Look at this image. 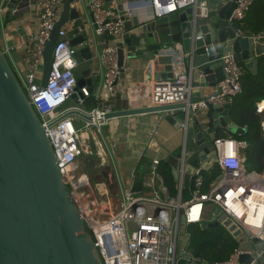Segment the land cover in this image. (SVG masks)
Here are the masks:
<instances>
[{"label": "water", "instance_id": "obj_1", "mask_svg": "<svg viewBox=\"0 0 264 264\" xmlns=\"http://www.w3.org/2000/svg\"><path fill=\"white\" fill-rule=\"evenodd\" d=\"M113 2V0H106ZM21 6L29 3L22 0ZM1 3V0H0ZM119 4L120 1L117 0ZM16 1L8 4L12 12ZM73 0H63V8L55 24L51 40L44 53L42 86H46L52 69L55 43L59 31L69 21H75L79 36L68 39L77 48L75 58L81 67V77L70 101L77 105L87 102L82 89L89 95L102 88L99 75H92L91 67H83L93 60L91 34L85 28ZM237 0H215L209 5L208 17L198 16L195 7L180 9L161 17L133 19L125 22V34L116 42L121 74L115 82L119 91L120 79L125 76L128 61L144 58L145 61L166 58L178 53L177 62L183 65L188 85L192 87L187 101L160 107L112 111L106 119L125 118L152 113H162L164 120L183 134V151L186 165L208 163L216 155L214 141L225 132L241 136L247 128L233 121L232 106L218 107L207 104L200 115H192L189 105L207 100L217 94V87L226 77L221 55L231 53L239 64L257 75L259 64L264 62V39L255 40L240 33L238 23L231 21ZM119 10L123 9L119 5ZM106 35L102 39H106ZM114 44V43H113ZM83 45H85L83 47ZM82 47V48H79ZM170 79L174 77L171 73ZM210 92H205V90ZM109 98V89H104ZM178 112L170 116V112ZM72 116L92 121L84 110L73 109L60 116L55 123ZM54 123V124H55ZM178 180L177 170L173 171ZM184 186L195 190V177L186 174ZM140 174L136 175L131 191H144ZM114 205L120 195L119 186L111 191ZM185 224L184 215L180 218ZM202 228L223 226L236 238L241 264H264V243L255 235L244 232L219 207L211 220H204ZM184 258L177 264H189L191 256L180 252ZM0 264H103L92 235L78 205L57 167L54 149L47 137L45 126L27 97L19 78L0 47ZM208 264V263H205Z\"/></svg>", "mask_w": 264, "mask_h": 264}, {"label": "built area", "instance_id": "obj_2", "mask_svg": "<svg viewBox=\"0 0 264 264\" xmlns=\"http://www.w3.org/2000/svg\"><path fill=\"white\" fill-rule=\"evenodd\" d=\"M256 1L237 0L230 20L236 23L243 22ZM36 5L39 34L27 48L25 63L28 72L19 80L45 126L47 137L56 155L57 167L84 217L86 229L92 235L103 264H177L184 258L181 250H184V255L191 256L189 264H205L201 258L188 251L190 235L186 228L191 224L201 225L204 220H209L208 204L212 205L211 215L214 216L215 208L219 207L239 228L255 235L264 243V216L260 226L247 222L249 216L247 202L252 199V202L257 204L252 214L255 219L262 202L260 198L264 196V170L255 172L247 169L245 151L249 144L231 136L222 135L216 138L214 146L217 155L208 163L204 161L207 166L210 165L209 167L203 168L199 165L194 168L195 190L188 202L183 201L182 195L184 177L187 174L185 157L181 156L180 159L178 193L172 196L164 184L163 177L157 173V167L162 162V158L157 156L150 159L153 168H156L152 173V183L155 179L160 180L161 188L164 187L166 193L165 200H161L157 195H141L142 192L134 193L131 189L121 188L116 205L109 192H102L99 201L93 193L97 212L92 215L87 212L81 192L89 190L90 181L74 171V165L83 153L80 145L83 132L76 128L70 118L55 123L66 113L64 107L77 88L78 81L74 73L78 68L75 58L77 48L71 45L68 33L62 27L59 31V40L55 43L48 83L42 86L44 53L62 11L63 0H36ZM88 6L95 34L111 37L114 42L113 45H106L101 53L105 69L102 85L103 89H109V97L116 95L117 92L113 88L121 74L116 42L124 37L125 22L132 19L135 12L150 8L155 13L154 16L161 17L180 9L195 7L198 16L206 18L209 9L208 0H138L124 4L122 10L112 8L110 2L106 0H88ZM249 35L255 40H263L264 29L258 34ZM220 60L226 77L219 83L215 96L189 105L188 110L194 116L205 110L208 103L218 107L232 106L236 98L243 94L242 81L247 73L246 67L236 62L231 53L221 55ZM192 90L186 75L179 76L174 82L157 83L152 88L153 107L185 102ZM82 91L86 97L89 96L87 88H83ZM263 103V101L257 103L256 112L261 118L264 138ZM112 111V106L107 104L87 113L92 116L89 125L98 127L100 132V128L107 127L110 120L116 119L105 118ZM157 134L158 130L154 128L151 138ZM151 138L139 151V163L147 158ZM216 166L218 172H215ZM136 172V169L132 170V179L136 178ZM136 194L140 195L135 196ZM134 196L136 198H133ZM238 207L242 210L240 214L236 210ZM182 215L185 217L183 225L180 222ZM241 254L242 251L236 248L229 260L214 264H241L239 262Z\"/></svg>", "mask_w": 264, "mask_h": 264}, {"label": "crops", "instance_id": "obj_3", "mask_svg": "<svg viewBox=\"0 0 264 264\" xmlns=\"http://www.w3.org/2000/svg\"><path fill=\"white\" fill-rule=\"evenodd\" d=\"M13 1H16V4L11 12L8 4ZM21 1L1 0L0 3V47L19 79L23 78L28 72V67L25 63L27 48L33 44V39L39 34L36 0H29V3L25 6H21ZM119 1L120 3L118 4L117 0H113V2H110V6L112 8H119V5L123 6L126 3L138 0ZM214 2L215 0H208V5ZM72 7L77 8L85 24V28L91 34L90 44L93 48V60L83 67H91L92 75H99L102 83L105 69L101 61V53L106 45H113V38L107 36L106 39H102V36L95 34L88 0H73ZM250 11L245 18V20L248 19L246 30L241 28L240 30L246 35L258 34L262 29H254L250 24L252 17V11ZM154 15L155 13L150 8H143L135 12L134 16H138L143 20L152 18ZM64 28L68 36L72 34L76 37L81 34V30L75 21H69ZM79 48L82 47L79 46ZM177 55L178 53L175 54L174 52L168 55L171 61L170 63L167 62V64L166 58L161 59L159 56L150 61H145L144 58L130 61L126 59L128 66L125 69V76L119 81L121 90L117 91L115 96L106 98L102 85V88L100 86L97 87L93 94L87 96L89 102H81L80 105H77L74 101L69 100L64 107V111L69 112L77 108L90 113L107 104L112 106L113 111L151 107L153 106L152 88L155 84L174 82L179 76L185 75L183 65L177 62L181 55ZM81 70L80 64H78V68L76 69L78 71V79L81 77ZM171 73H174L172 79H170ZM205 92L210 91L206 89ZM241 98L242 95L236 98L233 106L240 105ZM169 114L170 116H175L178 112L173 111ZM70 119L76 128L83 132L80 141L83 151L81 156H84L83 164L82 160L78 159L74 165V171L79 173L81 177L89 179L88 182L91 180L90 186L101 187V197L103 195L102 192H109L112 196L111 191L116 185L119 186V189H132L134 183V179L131 177L132 170L136 169V175L140 174L143 179V171L150 168L152 177L149 180V186H146L143 179L145 190L139 192H142L141 195H157L161 200H165L166 193L163 189L164 187L161 188L162 184L160 180L155 179L152 183V173L156 168H153L150 159L159 156L163 162H171L173 171L179 170L180 159L183 153V134L182 131L177 130L179 124L172 126L164 120L162 113H152L110 120L108 126L100 128L99 132L98 127L90 126V122L81 116H72ZM154 128L158 130V134L151 138ZM149 138H151V144L147 151V158L139 163V151L146 145ZM199 164L203 168L210 166H207L204 162H199ZM194 168L195 166L186 165L187 173L193 176ZM216 171L218 172L217 166ZM203 173H205L204 170ZM175 181L177 183L176 179ZM86 191L87 197L85 202H88L87 204L90 206L92 212L96 213L97 209L95 208L96 203L93 200V192L91 190ZM192 193L193 190L190 187L183 185L182 195L184 202L191 200ZM212 217L213 215L210 216L209 220Z\"/></svg>", "mask_w": 264, "mask_h": 264}, {"label": "trees", "instance_id": "obj_4", "mask_svg": "<svg viewBox=\"0 0 264 264\" xmlns=\"http://www.w3.org/2000/svg\"><path fill=\"white\" fill-rule=\"evenodd\" d=\"M250 24L258 30L264 29V0H257L251 8ZM250 11V12H251ZM252 28V30L254 31ZM242 65V64H241ZM247 69V68H246ZM243 94L240 105H232V117L236 124L247 128V134L241 135L249 146L246 149L247 168L249 171L262 172L264 169V138L260 115L256 112L257 103L264 101V62L259 64L257 75H252L248 69L242 81ZM86 101L89 102V99ZM171 162H161L157 173L164 179L170 194L178 193L177 183L173 177ZM190 235L188 251L208 264L229 260L234 250L238 248L236 238L228 229L202 228L191 224L186 228Z\"/></svg>", "mask_w": 264, "mask_h": 264}, {"label": "rangeland", "instance_id": "obj_5", "mask_svg": "<svg viewBox=\"0 0 264 264\" xmlns=\"http://www.w3.org/2000/svg\"><path fill=\"white\" fill-rule=\"evenodd\" d=\"M246 24H248V19H246V20H244L243 22H239L237 25L239 26V28H241V29H243V30H246ZM75 77L77 78V80H78V71H76L75 70ZM22 84H23V82H22ZM223 136H225V137H229V136H231V137H233V138H235V139H237L238 141L240 140V141H243V137H241V136H234V135H231V134H229V133H227V132H225V134L223 135ZM78 159L79 160H82V164H83V159H84V156H79L78 157ZM81 162V161H80ZM77 173V172H76ZM78 175H79V173H78ZM151 177H152V175H151V171H150V168H148V170H145V171H143V179H144V181H145V183H146V186L148 187L149 186V180L151 179ZM86 190V189H85ZM89 190H91L93 193H94V195L97 197V198H99L100 197V195H101V191H102V189H101V187H97V186H94V185H91L90 186V188H89ZM193 194V193H192ZM135 196H137V195H135ZM133 197V198H136V197ZM207 207H208V218L211 216V210H212V205L211 204H208L207 205ZM130 232H131V230H129V234H130Z\"/></svg>", "mask_w": 264, "mask_h": 264}, {"label": "bare ground", "instance_id": "obj_6", "mask_svg": "<svg viewBox=\"0 0 264 264\" xmlns=\"http://www.w3.org/2000/svg\"><path fill=\"white\" fill-rule=\"evenodd\" d=\"M263 105H264V103H263ZM81 183H79V185H81ZM81 197H82L83 203L87 207V212H89V214H91V215L94 214L92 212L90 206L87 204L88 202H85L86 197H87V191L86 190H83L81 192ZM260 199L262 202H261L260 206L258 207V213H257V216L255 219L252 217V214H253L254 210L256 209L257 204L255 202H252V199H251V201L247 202V204H249V216L247 218V222L252 224V225L260 226L261 221H262V217L264 216V196H262ZM236 210L239 214L242 211L240 207H238Z\"/></svg>", "mask_w": 264, "mask_h": 264}]
</instances>
